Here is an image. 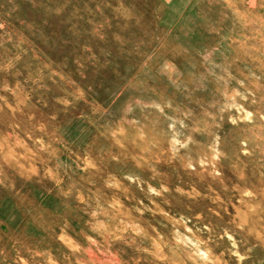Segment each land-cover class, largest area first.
Masks as SVG:
<instances>
[{"label": "rangeland", "instance_id": "rangeland-1", "mask_svg": "<svg viewBox=\"0 0 264 264\" xmlns=\"http://www.w3.org/2000/svg\"><path fill=\"white\" fill-rule=\"evenodd\" d=\"M0 264H264V0H0Z\"/></svg>", "mask_w": 264, "mask_h": 264}]
</instances>
